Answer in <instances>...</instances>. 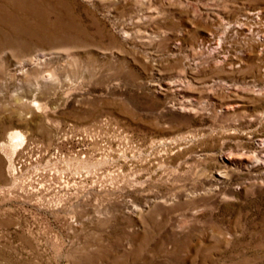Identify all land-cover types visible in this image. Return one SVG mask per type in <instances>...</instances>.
Instances as JSON below:
<instances>
[{"label": "rangeland", "instance_id": "obj_1", "mask_svg": "<svg viewBox=\"0 0 264 264\" xmlns=\"http://www.w3.org/2000/svg\"><path fill=\"white\" fill-rule=\"evenodd\" d=\"M250 10L0 0V264H264V161L219 159L264 155Z\"/></svg>", "mask_w": 264, "mask_h": 264}, {"label": "bare ground", "instance_id": "obj_2", "mask_svg": "<svg viewBox=\"0 0 264 264\" xmlns=\"http://www.w3.org/2000/svg\"><path fill=\"white\" fill-rule=\"evenodd\" d=\"M250 20H256L258 23H260V21L262 20V24L260 25L259 29L254 28L251 25L249 27H247L246 25L248 24V22ZM227 28H228V31L230 30L232 33H236L238 31L240 33H242L243 34V39H244L243 40L244 41L243 42L244 47H246V49H249L248 51H252L256 55L261 56V59H260L261 60V64L257 68V71H256L254 77L256 79H258V80H260V79L262 80V54H264V35H262V33H264V11H261V10L252 11V10H250V11H248L247 15L243 19L235 20L234 23L229 24L226 27L225 30H227ZM244 51H245V49H244ZM35 56H36V60H35L36 62H42L44 60V58H45V55L44 54H40V53L38 55H35ZM243 60L244 59L239 58L237 56H236L235 60L234 59L230 60V63L232 64V67L230 68V71L231 72H237L238 71V68H237L238 66H235V63H238V62L241 63V62H243ZM26 65H30V63H27V61H25L24 63H20V64L16 65L14 67L15 71H20ZM31 66H34V65H31ZM243 67H245V66H243ZM239 68H241V66ZM178 81H180L179 77H178ZM172 85H173V83H171V82L167 83V86H172ZM181 108H183V107H181ZM7 136L10 139H15V140H20V141L23 140V134L19 130H15L13 132H10ZM259 146H261V147L264 146V144L262 145V141L259 142ZM263 158H264V155H263ZM263 158H262V155H261V157H257L254 154L253 155L237 154V155H234V156H225L223 154L219 155V159L225 165H233L234 163H237V164L245 165V166H247L249 168H253V167H256L258 165H262V163H263L262 160L264 161ZM228 173H231V171L228 168H226V166H224V168H222V169H216L214 171V176L218 180L219 179L227 180L228 179V175H229ZM213 190H214V188L208 190L207 194H210ZM194 197H196V195L194 194L193 191L191 193H188L187 196H186V198H190V199H193ZM132 209H133V212H139V211L143 210L144 207L140 208V207L134 206Z\"/></svg>", "mask_w": 264, "mask_h": 264}]
</instances>
